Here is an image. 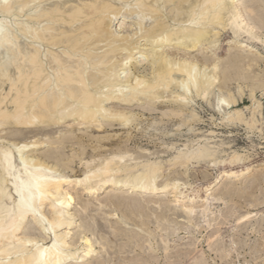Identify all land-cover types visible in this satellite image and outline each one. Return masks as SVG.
I'll return each mask as SVG.
<instances>
[{
    "label": "bare ground",
    "instance_id": "obj_1",
    "mask_svg": "<svg viewBox=\"0 0 264 264\" xmlns=\"http://www.w3.org/2000/svg\"><path fill=\"white\" fill-rule=\"evenodd\" d=\"M260 45L264 50V0H0V264H151L160 259L153 254L156 243L165 259L183 264L181 260L193 253L191 249H196L198 242L193 241V248L189 247L191 242L182 250L181 245L172 248L170 237L177 230L169 231L168 221L156 223L159 241L153 242L149 236L144 239L148 234L143 230L144 237L138 235L140 231L125 238L120 236L122 230L117 234L115 225L108 233L105 226L109 223L102 224L94 216L107 202L114 207L112 218L128 225L129 220L121 219L117 212L120 198L130 199L132 205L166 192L173 193L177 202L167 209L179 210L178 215L181 212L189 222L209 230V250L217 252L219 259L228 260L236 252L231 264H254L241 261L236 232L248 226L254 232L264 224V195L256 204L251 203L263 209L255 207L257 211L246 209L244 213L229 208L228 200L237 191L241 196L239 190L254 179L252 173L262 164L257 162V145L232 149L228 143L214 140L215 130L207 134L199 131L202 134L198 135L197 125L204 120L196 106H202L201 101L217 113L220 122L216 125L245 124L248 129L263 131L264 115L256 94L259 90L264 96V71L250 72L264 66ZM223 51L228 58L222 59ZM194 52L197 54L192 55ZM246 89L253 100L245 107L249 113L238 108ZM134 105H141V110ZM111 124L135 128L143 135L151 127L159 135L150 140L162 139L159 153L172 148L174 153L163 158L142 147L134 149L129 145L132 135L91 136L88 140L95 143L91 151L84 148L76 155L83 167L77 174L69 172L75 156H60L64 143L53 150L49 146L51 151L41 157L36 150L46 145L43 139L21 140L28 128H36L37 137L51 136L49 131L54 128L104 132ZM169 125L175 126L178 134L186 126L196 135L177 147L173 140L169 143L163 138L170 136ZM85 140V136L78 138L81 145ZM210 162L224 167L204 185L193 187L182 182V177L172 176L177 167L187 173L190 165ZM260 174L264 177V172ZM69 183L86 196L107 191L106 202L99 200L96 207L83 204L81 215L87 219L82 225L72 212L75 198L65 187ZM133 193L141 197H130ZM149 207H145L148 215L153 212L149 213ZM143 214L141 218L146 216ZM224 223L226 235L220 228ZM77 226L82 227L79 239L71 241ZM263 245L254 244L250 250L258 252ZM137 247L141 254H131ZM197 253L191 256V264L201 263L203 257ZM251 256L257 262L263 254Z\"/></svg>",
    "mask_w": 264,
    "mask_h": 264
},
{
    "label": "rangeland",
    "instance_id": "obj_2",
    "mask_svg": "<svg viewBox=\"0 0 264 264\" xmlns=\"http://www.w3.org/2000/svg\"><path fill=\"white\" fill-rule=\"evenodd\" d=\"M23 19V18H22ZM248 20H250V19H248ZM249 22H251V21H249ZM253 26H256V24H253ZM124 27V26H123ZM126 27H128V26H126ZM257 27V26H256ZM117 28H120V24H117ZM223 43H226V40H224L223 41ZM261 46V45H260ZM259 46V50H260V52H261V58H260V61H261V63L262 64H264V50H262L263 48H262V46L260 47ZM169 50H173L172 48L171 49H169ZM183 54V53H182ZM195 54H197V52L195 53H193L192 55H195ZM227 54L228 53H226V51H223V53H222V59L224 58V59H226V58H228L229 57V54H228V56H227ZM224 55V56H223ZM255 69H253V71H250L251 72V74L253 75V74H257V73H261V70L262 71H264V66H262L261 68H256V67H254ZM261 69V70H260ZM260 70V71H259ZM235 81H233V83L231 84V85H235V86H232V88H233V90L235 91V87H236V85H237V83L235 82ZM235 93L237 94V92L235 91ZM237 97H239V95L237 94L236 95ZM260 96H262L261 95V92L258 90V93L256 94V97H257V99H259L260 101H261V108H262V113H263V115H264V96H262V97H260ZM252 98L251 97H249V94H248V91H247V89H246V91H245V93H244V95H243V98L242 99H239L240 101H239V107L238 108H244L245 109V107H247V106H251L252 105V103H253V100H251ZM200 104H202V106L200 105H197L196 106V110H197V112L199 113V115L200 116H202V119L204 120V122H201L199 125H197V132H202L203 134H207V132H209V130H215V135H214V140H217V141H223L226 145H227V143H228V145L227 146H232V149H234V148H238V149H241V148H246V149H249L251 146H252V144H254V145H257V152H259V154H258V157H259V159L260 160H258L257 162L258 163H262L261 165H259L258 166V168H256L255 170H254V172L252 173L253 175H256V174H258L257 176H254L253 177V175H252V178H254L253 180H251V181H249V182H247L245 185H246V187L243 189V190H239L240 191V194H241V196L239 195V193L237 194V192H235L236 194H237V197H236V194L234 195H232L231 197H232V199H231V197H229L228 199L229 200H232V201H229L228 200V206H229V208H234V209H236L237 210V212L238 213H244L245 212V210L247 209V210H254V211H257V210H255V207H257V208H260V209H263V208H261V206H251V203L252 204H256L257 203V198H261V197H263V195H264V177H262L261 175L262 174H260V173H262V172H264V130L263 131H258L256 128L255 129H248V128H246V125L245 124H242V125H236V126H230V127H224V126H219V125H216V123H219L220 122V118H219V115L217 114V113H213V111L209 108V107H207L206 106V103H201V101H200ZM135 107H134V109H137V110H141V105H134ZM145 106L147 107V104H145ZM246 110V112L247 113H249L248 112V110L247 109H245ZM160 111V110H159ZM159 111H155L157 114L158 113H160ZM155 112H153V113H155ZM156 113L154 114V115H156ZM214 114V119L216 120H212L211 119V116ZM145 117H148V113H146V115H145ZM104 123H106L105 121H103ZM215 122V123H214ZM146 123H147V121L146 122H144L142 125H141V127L143 128V129H145V125H146ZM213 123V124H212ZM112 126H107V128H106V130L104 131V132H95V130H92L91 128H89V129H82L83 131H85V132H83L82 130H79V129H76V130H66V129H63V128H61V129H59V130H57V129H51L50 131H49V134H51V136L50 135H42V134H39L37 137L35 136L36 134V128H28L27 129V131H26V133L25 134H23V136L25 135V137H23V139H21V140H26V141H30V140H33V139H36V138H40L42 141H44V147L43 148H41L40 150L42 151H40L39 149L38 150H36V153H38L41 157H44V155L46 154V153H48V152H50L51 150H53V147L54 146H58V144L60 143V145H63V143H64V146H62V147H60V150H61V152L62 153H60V156H61V154H62V158H66L67 157V155H68V158H66V159H69V157L71 158V157H74L75 156V158L76 159H74L73 160V162H72V164L71 165H73V166H71V168L73 169V170H75V171H73V170H69V172L71 171V172H75V173H77V174H81L82 173V171H83V167H82V165L80 164V162H79V157H77L76 155H77V153L79 152V153H82V151H83V149L84 148H86V151H91V148H92V145H94L95 143H93V144H91V141L90 140H88V138L89 137H93V136H107V135H113V133L116 135V137H123V138H125V137H127V136H129V135H132V136H134V138L131 140V141H129V145H130V147H132V148H138V147H142V148H140V149H145V150H147L148 149V151H149V153H154L153 154V156L154 157H157L158 156V154H159V156H161V157H163V158H168V157H170L173 153H174V148H172V149H164V150H166V152H164V150L162 151L161 150V152L159 153V151H160V148H161V141H162V139H160V140H153V141H151L150 140V138H157L158 137V135L156 134V133H154L153 132V128H151V127H149L148 128V133H151V132H153V134L152 135H150V134H146V135H143V134H141V133H139L135 128H132L131 130H129L128 128H124L123 126H121V125H115V126H113L114 124H111ZM213 125V126H212ZM199 126V127H198ZM140 127V126H139ZM147 127V126H146ZM171 127V128H170ZM168 130L170 131V136L169 137H163L164 138V140H166V142H168L169 141V143H172V140H173V143L174 142H176V143H174V145L175 146H181L182 144H184V143H186L190 138H192V137H195V135L192 133V132H190L189 130H188V128L186 127V126H183L182 127V132L180 133V134H178V132H177V130L175 129L176 127L174 126H172V125H169L168 127ZM174 128V129H173ZM201 128V129H200ZM150 129V130H149ZM64 130V131H63ZM202 130V131H201ZM255 130H256V132H255ZM51 131H53V132H51ZM56 131V132H55ZM58 131H60V132H58ZM68 131V132H67ZM75 131V132H74ZM76 131H78V132H76ZM150 131V132H149ZM173 133H172V132ZM189 131V132H188ZM205 133H204V132ZM252 131V132H251ZM254 131V132H253ZM3 132V131H2ZM2 132H0V135H1V133ZM58 132V133H57ZM65 132V133H64ZM74 133V135H73V133ZM109 132V133H108ZM121 132V133H120ZM187 132V133H186ZM199 132V133H200ZM62 133V134H61ZM171 133H172V135H171ZM176 134V136L175 135H173V134ZM191 133V134H190ZM202 133H200V134H198V135H201ZM156 134V135H155ZM184 136H183V135ZM181 135V136H180ZM194 135V136H193ZM61 136H63V137H61ZM66 136V137H65ZM81 136H85V141H84V143L81 145L80 143H79V141H78V138H80ZM173 136V137H172ZM178 136V137H177ZM186 136V137H185ZM43 137V138H42ZM50 137V138H49ZM52 137V138H51ZM141 137V138H140ZM161 137V136H160ZM64 138V139H63ZM167 138V139H166ZM172 138V139H171ZM39 139V140H40ZM45 139V140H44ZM59 139V140H58ZM181 139V140H180ZM225 139V140H224ZM46 140H47V142H46ZM49 140V141H48ZM78 141V142H75V144H73V145H75L74 147H73V145H72V143H74V141ZM187 140V141H186ZM57 141V142H56ZM64 141H66V142H64ZM62 142V143H61ZM50 143V144H49ZM56 143H57V145H56ZM52 144V145H51ZM180 144V145H179ZM230 144V145H229ZM59 145V146H60ZM78 145V146H77ZM142 145V146H141ZM50 146V148H51V150H50V148H49V150H48V147ZM80 147H81V149H80ZM143 147H145V148H143ZM77 148V149H76ZM67 149V151H65ZM71 149H75V151L73 150V153L71 152ZM46 150V152H44ZM80 150V151H79ZM38 151V152H37ZM48 151V152H47ZM77 151V152H76ZM153 151H156V152H153ZM169 151H171V152H169ZM173 151V152H172ZM40 152V153H39ZM63 152H65L64 154H63ZM163 152V153H162ZM254 152H255V150H254ZM156 153V154H155ZM158 153V154H157ZM156 155V156H155ZM167 156V157H166ZM78 158V159H77ZM77 161H78V163H77ZM74 163V164H73ZM253 163H255V162H253ZM223 165H214L212 162H210V163H203V164H200V165H198V166H196V167H193L192 165H190V168H189V170L187 171V173H185V170L182 168V167H177L176 169L177 170H175V172L174 173H172V176L173 175H177L178 177H182V178H179L182 182H188V183H191V185L193 186V187H197V186H200V185H204L205 183H207V181H210V180H213L214 178H216L218 175H219V173H220V171L223 169ZM179 169V170H178ZM263 169V170H262ZM256 171V172H255ZM179 173V174H178ZM183 173V174H182ZM254 173H256V174H254ZM260 174V175H259ZM180 175V176H179ZM182 175V176H181ZM185 175H187L186 177H185ZM206 175V176H205ZM256 177V178H255ZM187 180H186V179ZM184 179V180H183ZM238 181V180H237ZM236 181V183H237V186L240 184V180L237 182ZM258 181V182H257ZM262 182V183H261ZM235 183V184H236ZM251 183V184H250ZM250 184V185H249ZM73 184H71V183H69V184H66V189L68 190V191H70L71 193H72V195H73V197L75 198L74 199V203L72 204L73 205V207H72V212H74L75 214H76V219H77V224H83L85 221H86V219L87 218H85L84 219V217L81 215V211H82V208L84 207V205L85 204H87V203H90L91 205H93V206H98L97 204L98 203H100L101 201H102V203H104V202H106V194H107V191H105L104 193H101V194H98V195H92L93 197H97V198H93L92 196H86V195H88V194H86L81 188H75L74 186H72ZM243 186H244V183H243ZM260 186H261V188H260ZM263 186V187H262ZM72 187V188H71ZM70 189V190H69ZM81 190H82V192H81ZM218 188L216 189V193H218ZM247 190V191H246ZM243 191V192H242ZM85 193V194H84ZM243 193V194H242ZM247 193V194H246ZM254 195V196H251L252 194ZM84 194V195H83ZM165 194H167V195H165ZM169 192H166V193H159L158 194V196L159 197H157V195H153V196H149V199H146V201L144 200V201H142L141 200V202H132V205H130V203H131V201H130V199H124V198H120V200H118L117 202L119 203V201H120V203H119V205H118V203L116 202L115 203V206H117V208H118V213H119V215H120V217H121V219L122 218H127L128 220H129V222H130V224H128V225H125L123 222H122V220H120L119 218H117V219H115V218H112V216L110 215V213L111 212H113L112 210H113V205H109V203H104V207H103V209L102 210H104V211H102V210H100L99 212V214L97 215H94V216H96L95 218H96V220H100V221H102V224H106V223H109V226H108V224L105 226L106 228H109L108 230L105 228V231H109V232H113V228H114V230L116 229V227H118V229H119V225H120V228L121 229H116V231L118 232L117 234L119 235V232H121V230H122V234L120 235V236H126V234H136V233H138V232H140V231H144V232H146L148 235L146 236L145 235V233L143 234V231L141 232V233H138V235L139 236H146V237H144V239H149V237L152 239V241L154 242V241H156V239L159 241V236H158V231H159V229H158V223L160 222V221H162V222H164V221H168V223H169V231H176L175 232V234H173L171 237H170V243H171V245H172V248H175L177 245H181L179 248L181 249V247H183L184 245V247H187L186 246V244H188V246H189V242H191L190 243V245L193 243V241L195 242V241H197L198 242V246H197V248L196 249H194L193 248V246L191 245V246H189V247H191V248H193V249H191V251L193 252V253H190V254H188V256H187V254L184 256V260L182 259L181 261H182V263L183 264H191L192 262L191 261H193V260H191L192 259V257L191 256H193V254L198 250H201V252H199V253H197L198 255H202V260H201V263H199V264H203V263H205V264H231L233 261H235L236 260V252H233V253H231L232 254V256L228 259V260H226V259H219L220 257V255H217V252H215L216 253V256H215V253H214V251H212L211 249L209 250V244H208V242H207V238H208V235H209V230H207L203 225H199V226H197V225H195V224H193V223H191V222H189L185 217H183V216H180L182 213L180 212L179 214L180 215H178V212H179V210L176 212L174 209H171V211H170V209H167L168 207H171V208H174L175 207V205H177L176 203L177 202H174L173 201V193H170L169 195ZM246 194V195H245ZM126 195H128L129 196V194H126ZM160 195H161V197H160ZM258 195V196H257ZM260 195V196H259ZM128 196H126V197H128ZM162 196H164L165 198H167L166 199V201H167V203L165 202V198L163 197L162 198ZM234 196V197H233ZM257 196V197H256ZM92 197V198H91ZM130 197H141L140 195L138 196V195H136V194H132V195H130ZM255 197H256V199H255ZM148 198V197H147ZM96 201H95V200ZM104 199V200H103ZM121 199H124V200H122V202H124V203H122L121 202ZM162 199V200H161ZM252 199H254V200H252ZM90 200V202H87V201H89ZM99 200H101L100 202H99ZM149 200V201H148ZM161 200V201H160ZM253 202H252V201ZM256 200V201H255ZM92 201V202H91ZM125 201H128V202H125ZM148 201V202H147ZM160 201V202H159ZM96 202H97V204H96ZM146 204H145V203ZM153 202V203H152ZM156 202V203H155ZM165 202V203H164ZM137 203H140V206H139V204H137ZM141 203H143V205L141 204ZM150 204V207L148 206V204ZM155 203V204H154ZM164 203V204H163ZM170 203H172V205H170ZM234 203V204H233ZM84 204V205H83ZM122 205V207H124L125 209H126V207H128L127 209H129V210H127L126 209V211L128 212H125V209H122V207H121V205ZM126 204H127V206H126ZM134 204V205H133ZM147 206V208L149 207V213H150V210L151 211H153L152 213H150V215H148L147 214V212H148V209L147 208H145L146 206ZM152 204V205H151ZM163 204V206H164V208L162 209L161 208V205ZM178 204H179V202H178ZM125 205V206H124ZM157 205H158V207H157ZM194 205H199V203H194ZM250 205V206H249ZM80 206H82V207H80ZM110 206V207H109ZM113 208H112V207ZM134 206V208H132L131 209V207H133ZM136 206V207H135ZM173 206V207H172ZM249 206V207H248ZM139 207V208H138ZM152 207V208H151ZM153 207H154V209H153ZM110 208V209H109ZM121 208V209H120ZM144 208V209H143ZM161 208V209H160ZM251 208V209H250ZM76 209V210H75ZM106 209H108V210H106ZM132 210V213H131V210ZM137 209H139V210H141V211H139V210H137ZM145 209H147V212L145 211ZM121 210V211H120ZM136 210V211H135ZM144 211V214H146V216L142 213L143 211ZM155 210V211H154ZM170 212H169V211ZM174 211V213H173V211ZM246 210V211H247ZM106 211V212H105ZM108 211V212H107ZM120 211V212H119ZM137 211H139L140 213L138 214V212ZM157 211H158V213H157ZM166 212L167 211V213H164V212ZM104 214H103V213ZM121 212H122V214H121ZM137 212V213H136ZM161 212V213H160ZM163 212V213H162ZM126 214V217L124 216L125 214ZM136 213V215H134V214ZM155 213L158 215V217H156L155 216ZM159 213H160V216H159ZM172 213V214H171ZM128 214V215H127ZM130 214V215H129ZM140 214H141V216H140ZM142 214L144 215L143 216V218H141L142 217ZM169 214V215H168ZM170 214H171V217H170ZM101 215H102V217H104V219L101 217ZM107 216V219H106V216ZM131 215H133L132 217H131ZM137 215H139V216H137ZM167 215V216H166ZM177 216V217H175V216ZM171 218H169V217ZM80 217V218H79ZM82 217H83V219H82ZM110 217V220L108 221V218ZM130 217V218H129ZM134 217H136L135 219H134ZM137 217H139V218H137ZM155 217V218H154ZM160 217H161V219H160ZM164 217V219H162ZM78 218H79V220H78ZM133 218V219H132ZM141 218V219H140ZM169 218V219H168ZM175 218V219H174ZM179 218V219H178ZM143 219V220H142ZM146 219V220H145ZM148 219V220H147ZM152 221V222H150V220ZM160 219V220H159ZM167 219V220H166ZM181 219H183V220H181ZM186 219V220H185ZM231 219V218H230ZM83 220V221H82ZM113 220H114V225L112 224L113 223ZM115 220H116V222H117V224L115 223ZM118 220V221H117ZM135 222H133V221ZM138 220V221H137ZM164 220V221H163ZM172 220V221H171ZM174 220H175V222H174ZM178 220H180L179 222H178ZM141 223H140V222ZM143 221H146V226L149 228H147L146 226H145V223L142 225V223H143ZM147 221H149V224H148V222ZM177 221V222H176ZM158 222V223H157ZM185 222V223H184ZM186 222H188L187 223V225H186ZM195 222L196 223H198L199 222V219L197 218L196 220H195ZM140 223V224H139ZM151 223H152V225H151ZM154 223V224H153ZM157 223V224H156ZM181 223H183V224H181ZM189 223H191V224H189ZM112 224V225H111ZM119 224V225H118ZM138 224V225H137ZM156 224V225H155ZM181 224V225H180ZM116 225V227H114ZM125 225V226H124ZM149 225H151V226H149ZM174 225H176V226H174ZM177 225H178V227H177ZM183 225V226H182ZM186 225V226H185ZM223 225V226H222ZM222 225H220V228H221V231H225V232H222V233H224L223 235H226L227 234V224L226 223H224V224H222ZM225 225V226H224ZM79 226V225H78ZM77 226V228H74L73 230H72V232H73V234H72V238L70 239L71 241H77L79 238V232H80V230L82 229V227L80 226V228ZM112 226V227H111ZM122 226H124V227H122ZM129 226V229L127 228ZM131 226H133V227H136V228H138V230L137 229H135V228H131ZM143 226H145V227H143ZM173 227V228H171V227ZM188 226V227H187ZM190 226V227H189ZM262 226H263V228H262ZM262 226H260V228L258 227V229H257V231H252L251 229H249V226H248V229H246V228H244L243 229V231H242V229L240 230V231H238V232H236V234H238V238H239V244H238V248H237V250H238V253L239 254H241L240 256V259H241V261L243 262V260H245V259H247V260H251V262L252 263H254V264H262L263 263V261L262 260H264V245L262 246V248H261V250L260 251H258V252H253L252 250H250L251 249V246L252 245H254V244H257V243H261V244H264V224H262ZM177 227V228H176ZM184 227H186V228H184ZM194 227V228H193ZM195 227H197V228H195ZM111 228V229H110ZM122 228H126L125 230L124 229H122ZM131 228V229H130ZM142 228V229H141ZM147 229V231H145L146 229ZM151 228V229H150ZM174 228H176V229H174ZM188 228H190L189 230H188ZM134 229V230H133ZM181 229V230H180ZM185 229V230H184ZM224 229H226V230H224ZM77 230H79V231H77ZM126 230H128V231H126ZM135 230H137L136 232H135ZM148 230H149V232H148ZM190 232H188V231ZM250 230V231H249ZM75 231V232H74ZM125 231V232H124ZM131 231V232H130ZM150 231H153V232H150ZM260 231V232H259ZM108 232V233H109ZM75 233V234H74ZM79 233V234H78ZM155 233V234H154ZM163 233H165V231L163 232ZM76 234H78V236L76 235ZM180 236V238H179V236ZM74 235V236H73ZM153 235V236H152ZM155 235H156V237H155ZM175 235V236H174ZM177 235V236H176ZM188 235V236H187ZM260 235V236H259ZM77 236V237H76ZM113 236V235H112ZM124 236V237H125ZM149 236V237H148ZM74 237H75V239H74ZM127 237V236H126ZM125 237V238H126ZM153 237H155V238H153ZM178 237V238H177ZM186 237V238H185ZM263 237V239H261ZM111 238H113V237H111ZM236 238H237V236H236ZM77 239V240H76ZM154 239V240H153ZM179 239V240H178ZM189 239V240H188ZM200 239V240H199ZM261 239V240H260ZM188 240V241H187ZM255 240V241H254ZM124 241H125V239H124ZM183 241V242H182ZM186 243H185V242ZM247 242V243H246ZM253 242V243H252ZM176 243H178V244H176ZM246 243V244H245ZM197 244V243H196ZM250 244V245H249ZM242 245V246H241ZM244 245V246H243ZM247 245V246H246ZM158 248H157V247ZM183 247V248H184ZM241 247V248H240ZM155 248H157L156 249V251L155 252H153V254L155 255V257L156 256H158L160 259H157V260H153V261H151L150 263L151 264H172L171 262V260H167V259H165L164 257H163V255L162 254H165L164 252H163V249H161L159 246H158V244L156 243V245H155ZM171 248V249H172ZM177 248H178V246H177ZM240 249V250H239ZM134 250H136V251H134ZM140 250V251H139ZM160 250V252H158ZM182 250V249H181ZM194 250V251H193ZM134 251V252H133ZM159 253V255H158V253ZM162 252V253H161ZM141 254V249H139V247H137V248H134V249H132L131 250V254H136V255H139V254ZM156 253V254H155ZM196 253L194 254V255H196ZM263 254V257L262 258H259L258 260L259 261H254V258L251 256V254ZM150 254H152V253H150ZM218 254H220V253H218ZM205 255V256H204ZM197 256V255H196ZM206 257V258H205ZM204 259L206 260V261H204ZM211 259H213V260H211ZM262 259V260H261ZM188 260V261H187ZM156 261V262H155ZM208 261V262H207ZM191 262V263H190ZM231 262V263H230Z\"/></svg>",
    "mask_w": 264,
    "mask_h": 264
}]
</instances>
